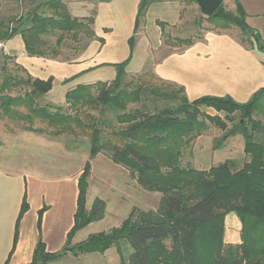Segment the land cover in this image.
Wrapping results in <instances>:
<instances>
[{
	"label": "trees",
	"instance_id": "1",
	"mask_svg": "<svg viewBox=\"0 0 264 264\" xmlns=\"http://www.w3.org/2000/svg\"><path fill=\"white\" fill-rule=\"evenodd\" d=\"M13 1L19 9L0 19V44L20 35L30 57L58 59L68 43L80 52L96 38L94 18L74 17L61 0L39 4L34 0ZM153 1L142 0L139 5L135 35L129 40L131 56L111 65L116 71L115 79L78 85L66 92L62 107L45 105L41 100L52 91L53 77L34 78L17 64L27 74L26 78L17 79L5 65L2 68L6 77L0 86V118L31 123L30 116L17 110L25 107L31 116H37L53 129L48 135L72 138L67 142L69 150L78 148L77 139L81 136L89 139V158L78 179L74 225L66 244L62 250L51 253L40 239L30 264H53L68 255L104 254L112 248H116L122 264H264V122L254 118L264 116V88L247 103H239L230 96H204L190 101L184 87L154 73L126 82L136 33ZM246 18L243 5L236 0L235 13L220 7L207 21L224 29L238 27L251 38L249 47L241 44L264 53V40ZM51 37L56 38L54 43ZM100 42L104 43L102 39ZM193 42L177 39L171 46L184 48ZM3 58L13 60L5 54ZM74 79L65 80L64 84ZM155 79L161 84L151 81ZM12 88L25 93L16 97L6 95ZM91 110L97 111L99 118ZM107 114L111 117H105ZM210 125L222 131L221 136L213 139L214 151L222 149L232 137H243L247 160L242 167L232 159L208 170L181 166L184 152L210 130ZM27 130L42 132L32 127ZM101 154L127 169L145 191L161 194V199L156 210L133 208L120 227L73 243L79 231L106 216V202L100 198L87 209L92 162ZM28 210L25 196L14 249L20 221ZM44 211L45 208L39 212V230ZM230 214L241 222L240 243L225 240L226 217ZM128 248L133 251L126 259Z\"/></svg>",
	"mask_w": 264,
	"mask_h": 264
},
{
	"label": "crops",
	"instance_id": "2",
	"mask_svg": "<svg viewBox=\"0 0 264 264\" xmlns=\"http://www.w3.org/2000/svg\"><path fill=\"white\" fill-rule=\"evenodd\" d=\"M61 1L68 5L74 17L94 18L93 30L96 38L75 60L65 62L60 59L30 57L26 53L25 44L20 35L0 44V52L12 57L16 64L26 69L34 78L47 80L53 77V88L57 82L64 83L65 80L73 77L75 79L69 83L74 85L72 88L81 84L114 80L116 71L111 65L122 62L117 63L113 60L114 58L107 55L108 46L120 39L128 40L130 54L127 59H129L131 56L129 40L135 35L136 20L142 0ZM240 2L247 13V24L264 40V0H240ZM151 10L152 6L144 17L145 21ZM152 13L153 20L159 19L155 16L156 12ZM145 26L146 29L149 28L146 24ZM142 32L141 35H143ZM101 39L104 43L100 42ZM159 49L161 48L156 51ZM166 49L168 50L162 57L156 60L154 74L164 81L184 87L190 101L204 96H230L239 103H247L256 92L264 88V53L243 46L229 34L207 31L202 35V39L194 41L189 47L168 46ZM110 67L114 69V72L107 79H101L103 75L100 71ZM89 75H94L95 79ZM58 101L62 102L61 105L65 104V100ZM49 103L57 102L50 100ZM10 121L11 123L6 124L0 118V264H30L40 239L45 243L48 252L54 253L64 248L67 235L74 225L78 179L86 162L77 172L67 169L69 171L52 175L42 173L41 168H36L37 164L31 157L36 141L41 143L42 136ZM201 139L202 136L197 140V148H200L198 143ZM232 139L235 137L228 141ZM206 148L213 153L211 143L210 148ZM240 151L244 153V143ZM60 153L58 156L60 158H64L65 155L71 156H68L71 159L74 158L67 151ZM100 157H103L106 163L114 164L103 155L93 160L92 176L87 193V209H91L93 202L99 198L96 197L92 202L88 201L91 180L96 176L95 165ZM97 180L102 184L109 181L108 178L101 176ZM25 196H27L29 210L20 221L17 244L14 249L17 221ZM44 208L41 230H39V212ZM106 213L107 215L109 213L108 206ZM237 221L238 218L234 214L226 217V223L236 224ZM86 228L76 234L73 243L83 241L76 242V239ZM240 238H233V240L229 238V241L235 244L240 243Z\"/></svg>",
	"mask_w": 264,
	"mask_h": 264
},
{
	"label": "rangeland",
	"instance_id": "3",
	"mask_svg": "<svg viewBox=\"0 0 264 264\" xmlns=\"http://www.w3.org/2000/svg\"><path fill=\"white\" fill-rule=\"evenodd\" d=\"M46 1L47 0H34L35 4L44 3ZM151 6L152 10L146 17L147 21H145L144 18L141 19L140 30L136 36L137 44L135 46L136 48L133 59L126 69V82H130L132 79H137L140 75L148 72L153 74L156 60L160 59L165 51L168 50L166 48L168 46L174 45L177 39H192L196 41L202 39V35L209 31L229 34L240 43L244 42L247 47H249L251 44V38L244 34L238 27L232 26L224 29L217 24L208 22V17L201 13L200 7L196 0H154ZM24 7H26V4ZM220 7H223L227 12L235 13L236 0H223V3ZM18 9L19 8L16 7V4L13 0H0V19L7 17L8 14L13 13L15 10L17 11ZM152 12H156L157 14H155V16L156 18L159 17V19L153 20L154 14ZM145 24L149 28L146 29ZM143 27H145V31ZM141 32L143 35L140 34ZM55 40V37H51V42L54 43ZM127 41H122V39H120L119 41L113 42V45L108 46L107 55L114 58L113 60H116L117 63L126 60L130 54ZM158 48L161 49L156 51ZM82 52L83 51L78 52L76 49L73 50L72 44L68 43V45L62 49L61 57L58 59L62 61H71ZM4 65L7 67V70L10 72L12 77H16L17 79L26 78L27 74L21 71L15 62H13V60L4 59L3 54L0 52V86L6 77L5 73L2 71ZM113 72L114 69L111 67L102 69V71H100V73L103 75L101 76V79H107V77H109V75ZM89 76L95 79L94 75ZM151 81L157 85L161 84L156 79ZM69 83L64 84L57 82L52 91L41 99L43 100V103L53 107H62V102L58 100H66V92L73 89L72 86H74L73 84ZM11 90L12 92L8 91L6 95L16 97L25 93L24 91L17 88H12ZM50 100H54L57 103H49ZM262 100H264V98ZM17 110L19 114L30 116L32 118V124L17 118H15V120L11 119L14 124L23 126L26 130L29 127L42 130V132L39 133L42 136L41 143L36 141L37 143L34 145V153L31 152V157L37 164L36 168H41L40 170L42 173H48L52 175L61 173L63 171L67 172L71 169L73 172H77L88 160L89 139L86 135H83L80 139H77L80 141V145H77L78 148L76 150H69L67 148V142L72 138H69L67 135L60 137L48 135V132H53V129L50 128L45 121L38 118L37 116H31L29 110L25 107L18 108ZM91 111L97 118H99V113L97 111ZM207 112L215 115V112L212 110H207ZM80 116L83 117V114ZM105 117L110 118L111 116L107 114ZM254 118L260 119L262 122H264V116H254ZM3 121L6 124L11 123L8 117H5ZM221 135L222 131L219 128L210 125V130L202 136L200 143H198L200 148H197L196 146L198 140L197 138L192 146L188 147V149L184 152V156L180 161L181 166L183 168L192 167L198 170H208L213 166H217L218 164L227 161L228 159H232L238 162L239 167H242V165L247 160L244 153H241L240 151V148L244 143L243 137L241 135H237L235 136V139H232V141H227L222 149L214 151L213 139ZM209 141L212 145L213 153H210L209 149L206 148H210ZM231 146L234 147L231 148ZM61 151H67L68 153H71L74 158H69L71 157L69 155H65L64 158L58 157L61 154ZM103 156L106 157V155ZM103 160V157H100L99 161H97L95 165L96 176L91 180L92 186L89 190L88 201L92 202L96 197L105 200L109 213L108 215L106 213L107 217L105 216L106 218L104 221L95 222L89 225L79 235V237L76 239V242H80L82 240L84 241V239H86L89 235L108 233L112 229L120 227L122 223L129 217L133 208H138L144 211L156 210L161 199V194L145 191L137 183V181L130 176L127 169L121 166H116L112 163H106ZM99 176L108 178L109 183H100V181L97 180ZM238 221L236 224H230L229 222L225 223L226 242L230 243V239L233 240V238H240V227H242V225L241 222L239 221L238 223ZM132 251L133 250L131 248L127 249L125 252L126 259L129 257ZM54 264L122 263L116 248H112L104 254H84L78 257L68 255Z\"/></svg>",
	"mask_w": 264,
	"mask_h": 264
},
{
	"label": "water",
	"instance_id": "4",
	"mask_svg": "<svg viewBox=\"0 0 264 264\" xmlns=\"http://www.w3.org/2000/svg\"><path fill=\"white\" fill-rule=\"evenodd\" d=\"M201 13L206 17H211L220 8L223 0H196Z\"/></svg>",
	"mask_w": 264,
	"mask_h": 264
}]
</instances>
